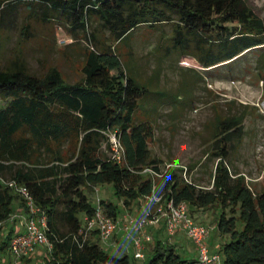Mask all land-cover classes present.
<instances>
[{
  "label": "trees",
  "instance_id": "1",
  "mask_svg": "<svg viewBox=\"0 0 264 264\" xmlns=\"http://www.w3.org/2000/svg\"><path fill=\"white\" fill-rule=\"evenodd\" d=\"M20 0H0V23ZM40 2L46 10L66 16L73 27L108 31L106 40L84 54L81 77L68 82L56 66L35 74L22 65L0 66V226L22 196L8 184H24L46 213V233L52 242L41 264H136L128 254L114 255L85 235L77 215L91 214L84 187L111 182L124 205L149 194L152 177L145 166L159 170L164 163L150 155L153 128L136 114L150 93L126 66L116 44L141 24L172 22L170 35H161L155 48L179 51L207 67L231 61L264 43V24L245 0H25ZM72 29V28H71ZM156 92V91H154ZM161 93V92H156ZM179 100L174 95L167 97ZM243 112L215 119L211 135L218 160L211 184L182 177L181 167H169L156 176V192L185 200L188 210L216 205V225L228 235L218 251L221 264H264V186L252 189L243 174L231 172L225 161L243 133ZM114 131L124 147V160L107 152L108 132ZM110 216L116 205L100 199ZM239 224V225H238ZM12 230L0 234V252L7 249ZM4 264H12L6 262ZM22 264V263H20ZM144 264H201L198 257L181 255L175 245L154 241Z\"/></svg>",
  "mask_w": 264,
  "mask_h": 264
},
{
  "label": "rangeland",
  "instance_id": "2",
  "mask_svg": "<svg viewBox=\"0 0 264 264\" xmlns=\"http://www.w3.org/2000/svg\"><path fill=\"white\" fill-rule=\"evenodd\" d=\"M264 24V0H245ZM40 2L25 0L16 2L9 14H4L0 23V66L22 65L35 74H43L49 67L56 66L64 79L74 82L81 77V65L85 52L95 46L91 39L94 30L97 39L106 40L108 31H97L94 22L86 29L73 27L66 16L54 10H46ZM72 28V29H71ZM172 22L159 23L156 26L141 24L136 26L127 38L115 43V49L121 54L126 66H131L139 82L151 90L141 101L136 114L147 117L153 128L148 140L150 155L160 163H173V167L186 165L189 178L202 186L211 184L217 156L212 147L211 131L217 117L233 112H243V133L229 149L226 162L231 172L243 174L246 183L252 189L264 186V43L252 47L231 61L225 60L210 66H203L193 57L179 51L165 53L155 45L161 35L172 33ZM161 92L156 93V92ZM175 96L179 100L171 101L167 97ZM4 99L0 98V105ZM109 153V151H107ZM88 201L96 207L100 199L110 200L116 205V213L124 212V201L115 192L111 182L96 183L91 188L84 187ZM146 198L130 201L128 209H140ZM19 202L20 198H16ZM201 222L209 227L207 243L211 249L218 250L220 243L228 237L220 233L215 213L216 205L203 210ZM196 211L193 218L199 219ZM84 211L77 215L81 224ZM20 222V219H17ZM7 220L0 226L3 237L9 230ZM239 225V224H238ZM146 231V229H145ZM125 236L123 244L107 247L105 239L96 238L99 245L109 253L122 255L127 253L136 264H144L150 252L143 249L145 257L134 256L132 237ZM138 233V232H137ZM219 235L222 236L219 242ZM91 236V234H90ZM92 237V236H91ZM160 239L171 240L165 229ZM176 250L183 256L197 257V248L191 238L183 244H177ZM44 255H49L44 250ZM14 263L13 255L6 249L0 252V264ZM32 257V252L19 259L17 264H41Z\"/></svg>",
  "mask_w": 264,
  "mask_h": 264
},
{
  "label": "built area",
  "instance_id": "3",
  "mask_svg": "<svg viewBox=\"0 0 264 264\" xmlns=\"http://www.w3.org/2000/svg\"><path fill=\"white\" fill-rule=\"evenodd\" d=\"M264 108V101L261 102ZM109 154L117 162L124 160V147L120 137L114 131L108 132ZM171 162L164 163L159 170L152 166H145L146 171L152 177V186L149 194L145 195L144 211L140 214L127 213L122 221L116 217L108 215L98 203L91 214H84L83 229L85 235L90 236L93 230L98 233L99 238L108 240L119 222L121 228L126 232L130 227L138 228V233L132 236L134 246V256L143 257V249L147 242L152 240V235L145 231L148 226L163 223L165 231L173 235L177 230H182L185 235L191 238L197 248L198 260L201 264H221V255L218 251L211 250L207 237L209 227L201 221L193 218L188 210L185 200H174L172 197H163L161 193L156 192V176H160L164 170L173 166ZM181 174L187 181L189 171L186 165H180ZM23 198L25 209L20 213L23 229L16 230L8 238L7 249L13 255L14 263L27 256L37 246L43 245L46 250H51L52 242L46 233V213L35 203L28 188L24 184H19L14 180L8 182Z\"/></svg>",
  "mask_w": 264,
  "mask_h": 264
},
{
  "label": "crops",
  "instance_id": "4",
  "mask_svg": "<svg viewBox=\"0 0 264 264\" xmlns=\"http://www.w3.org/2000/svg\"><path fill=\"white\" fill-rule=\"evenodd\" d=\"M203 209H198L196 212V215L199 219H196L197 221H201L202 217L204 216L203 214ZM144 211V205L140 208V209H137V208H134V209H128L125 205H124V212L121 216H118L116 214V218L119 219L120 221H122L123 219V216L127 213H131V214H140ZM24 212V208L22 206L19 205V203L16 201L14 203V209L12 210V213L10 215V217L8 219H6L8 222V225H9V230H12V233L16 230H22L23 229V222H22V218H21V215L20 213ZM84 216V214H83ZM17 219H20V222L17 221ZM164 231V225L163 223H160L158 225H151V226H148L146 228V231H148L151 235H152V240L147 242L146 245H145V248L144 250L150 252L153 244H154V241L159 237L160 235V232L161 231ZM128 232H131L129 234H132V235H129V236H133L135 234H137L138 232V228L136 227H130L129 228V231ZM128 232H126L125 230H123L121 228V224L119 222L117 228L115 229L114 233L112 234V236L107 240L108 242H106V246L107 247H112V245L114 244H118L119 247L122 246L123 244V241H124V238L125 236H128ZM91 239L95 240L96 238H99L98 236V233L93 230L92 233H91ZM222 236L219 235V242H220V239H221ZM188 238L185 233L182 231V230H177L174 234H173V238L170 240H168L169 242L173 243L175 245V248L177 247V244H183L184 240ZM221 244V243H220ZM211 249V248H210ZM45 247L43 245H39L37 246L33 251H32V257L34 258H37L39 259L41 257V255H43V258H44V253H45ZM211 250H216V249H211ZM145 251V252H146ZM144 252V256H146V253Z\"/></svg>",
  "mask_w": 264,
  "mask_h": 264
}]
</instances>
